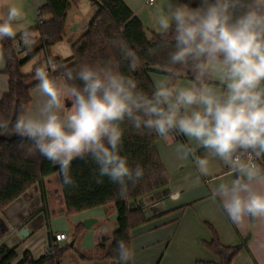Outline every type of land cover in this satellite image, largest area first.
Here are the masks:
<instances>
[{
	"label": "clouds",
	"instance_id": "1",
	"mask_svg": "<svg viewBox=\"0 0 264 264\" xmlns=\"http://www.w3.org/2000/svg\"><path fill=\"white\" fill-rule=\"evenodd\" d=\"M23 19L22 8L6 6L0 40L15 39L19 32L30 47L31 33L19 23ZM156 20L161 37L171 35L173 50L165 66L168 78L156 80L151 95L111 66L64 68L56 78L48 69L56 72L58 66L49 61L35 68L33 109L14 123L0 120V130L31 141L28 155L39 153L58 165L66 186H75L72 161L90 157L98 166L97 183L107 177L121 197L144 177L139 164L133 168L121 155V125L166 139L183 135L189 143L177 146L179 159L191 156L200 176L212 175L209 156L218 157L234 176L211 189L212 200L219 199L228 217L237 223L264 218V165L257 162L264 160V0H200L196 7L167 0ZM112 44L130 69L140 66L126 42ZM182 70L192 73L188 86L173 84ZM117 247L120 264H128L132 249L123 241Z\"/></svg>",
	"mask_w": 264,
	"mask_h": 264
},
{
	"label": "trees",
	"instance_id": "2",
	"mask_svg": "<svg viewBox=\"0 0 264 264\" xmlns=\"http://www.w3.org/2000/svg\"><path fill=\"white\" fill-rule=\"evenodd\" d=\"M82 1L45 0L39 15L47 19L30 31L36 42L31 43L35 46L34 50L29 49L25 59L20 56L27 49L18 52L15 48L14 43L18 38L0 40L6 74L9 77V92L0 101V120L14 123L19 114L29 110L32 102L31 92L38 84L35 68L42 67V64H37L30 75H24L22 70L41 54L45 56L46 61L58 66L56 72L49 73L50 76L60 78L64 68L75 70L84 64L111 66L135 80L138 90L148 95H151L154 88L151 79L153 72L169 75L165 66L168 64L169 53L173 50L171 35L166 38H162L161 34L149 36L142 21L124 0H90L96 7V15L88 30L71 43L72 57L69 60L53 57L52 48L67 40L69 13ZM180 2L196 7L200 0ZM113 40H123L136 51L140 59L137 69H130L127 62L121 59V52L118 47L113 46ZM182 79L193 81L192 73L182 70L181 75L173 79V84ZM75 83L79 85L81 82L77 80ZM121 128L124 130L121 155L128 158L131 167L139 164L144 169V177L135 186L129 184L127 194L123 197L119 195V186L107 177L102 178V183H97L98 166L90 157L72 161L70 174L75 180V186H66L63 184L58 165L39 153L28 155L27 149L31 141L0 130V212H5L34 186H42L48 179L57 177L63 195L65 216L114 205L118 216V231L111 236L98 238L97 248L105 253L104 259L113 264H120L117 255L118 242L123 241L132 249L131 232L148 223L145 211L136 204L145 197L166 190L171 181L159 152L160 136L155 133L137 134L127 122L122 124ZM178 138L183 144H187L183 135H178ZM197 155L203 157L204 149L197 151ZM210 157L212 156L208 158ZM132 203L136 205L133 209L130 208ZM82 231H85L82 225L76 227L75 236L80 235ZM212 232L213 239L210 243H205L206 248L219 258L217 264H232L240 251L236 247L223 246L217 233L214 230ZM53 242L50 238V250L47 255L35 259L26 251L20 262L16 249L0 245V264H62L65 254L72 247L60 248ZM128 264H132V258Z\"/></svg>",
	"mask_w": 264,
	"mask_h": 264
},
{
	"label": "crops",
	"instance_id": "3",
	"mask_svg": "<svg viewBox=\"0 0 264 264\" xmlns=\"http://www.w3.org/2000/svg\"><path fill=\"white\" fill-rule=\"evenodd\" d=\"M134 14L142 21L149 36L159 35V26L156 17L164 10L167 0H157L154 4H147L146 0H124ZM45 0H0V15L6 13V6L15 5L22 8L24 19L19 23L29 32L39 26V11ZM96 9L90 0H83L74 15L67 20L68 37L65 42L57 44L51 50V55L69 60L72 57L71 43L78 40L83 32H71V27L85 21L91 22L90 14ZM47 18H45L46 20ZM18 32L15 39L20 38ZM72 38V42L68 40ZM32 42L36 41L31 37ZM33 46H26L24 54ZM23 54V55H24ZM34 64L29 75L39 63L45 66L48 61L44 55L33 59ZM32 60V61H33ZM27 68V67H26ZM26 68L24 71H26ZM166 75L153 72L151 75ZM167 76V75H166ZM152 77V76H151ZM153 82L157 79L154 77ZM192 81L180 80L178 86H188ZM9 92V77L6 74V63L0 49V101ZM32 110L36 99V88L31 92ZM65 107L70 108L71 102L65 101ZM187 141V138L184 137ZM187 143H189L187 141ZM183 144L178 136L175 139H166L160 136L159 152L161 159L171 175L169 187L154 195L145 197L136 204L146 213L148 223L131 232L132 237V264H198L219 263V258L210 252L205 243L213 239L214 230L225 247H235L250 236V245H244L242 251L233 260L232 264H264V218L246 217L242 222H233L224 211L219 199L211 198V189L220 182H227L234 178L218 157H210L212 175L200 176L191 156L187 160L179 159L177 146ZM195 147V143L192 145ZM202 148H198L197 151ZM199 177V184L195 181ZM178 193V195H174ZM64 200L59 189V179L52 177L42 186H34L15 204L5 212H0V245L16 249L19 261L24 252L28 251L35 259L45 256L49 252L50 238L56 235H68L63 230L73 225L63 215ZM73 222H82L94 219L99 225L86 230L82 239L76 242L75 238L70 247L77 246L78 258L68 264H113L104 259L105 253L97 248L98 238L111 236L118 231L117 212L114 205H108L92 210V213L76 215ZM87 241V243H86ZM62 243H58L60 246ZM54 243V242H53ZM247 248V250H246ZM91 255L87 258L85 255ZM244 263H239L240 256Z\"/></svg>",
	"mask_w": 264,
	"mask_h": 264
},
{
	"label": "rangeland",
	"instance_id": "4",
	"mask_svg": "<svg viewBox=\"0 0 264 264\" xmlns=\"http://www.w3.org/2000/svg\"><path fill=\"white\" fill-rule=\"evenodd\" d=\"M74 11H72L71 13H70V17H72L73 15H74ZM95 15H96V9L94 8V10L91 12V14H90V20H92L94 17H95ZM34 47L35 46H32L31 48H30V51H33L34 50ZM21 59H25L27 56H26V54H22L21 56ZM33 64H34V60L33 61H31V62H29L25 67H24V70H25V68H26V71H24V70H22V73H25V72H29L30 71V69L33 67ZM33 72V71H32ZM31 72V73H32ZM26 75V74H25ZM30 75V74H29ZM152 77H151V79H153L154 77H156L157 79H159V80H165V79H167L168 78V76H166V75H157V74H153V75H151ZM152 82H153V80H152ZM180 83V80L179 81H177L174 85H178ZM153 84H154V82H153ZM159 145V144H158ZM170 174V173H169ZM171 176V175H170ZM94 210V209H93ZM84 213H87V214H89V213H92V210H89V211H86V212H84ZM80 214H83V213H80ZM76 215H79V214H75V215H69V216H65V219H67L72 225H73V228H76V227H78V226H80V224H81V221L79 220L78 222H77V225H76V222H73V220L75 219L74 217L76 216ZM252 218V217H251ZM75 221H76V219H75ZM83 223V222H82ZM73 228H71L69 225H68V228H66V230H63V231H61V232H64L65 234H67L68 235V241L67 242H64L62 245H60L59 247L60 248H65V247H70V245L73 243V241H74V239L76 238V242H79L81 239H82V234L84 233H87V232H85V231H82V233L80 234V235H78V236H75V238L73 237V233H74V229ZM73 232V233H72ZM249 237V235L247 236V237H245L244 239H243V241L245 240V239H247ZM86 243H87V241H86ZM250 239L248 240V242L245 244V245H247L248 247H249V245H250ZM241 244V243H240ZM240 244H238V245H235V247L237 248ZM77 246H75V247H73V248H69V250L67 251V253L65 254V256H64V258H63V260H62V264H68V263H70V262H73V258H78V255H77ZM243 249H241V250H239L240 252L242 251ZM246 250H247V248H246ZM239 252V253H240ZM246 251L244 250V251H242V255L245 253ZM242 255L240 256V259H239V263H244L243 262V259H242ZM87 258H91L92 257V254L89 256V255H85ZM89 264H94L93 263V261L92 262H89Z\"/></svg>",
	"mask_w": 264,
	"mask_h": 264
},
{
	"label": "water",
	"instance_id": "5",
	"mask_svg": "<svg viewBox=\"0 0 264 264\" xmlns=\"http://www.w3.org/2000/svg\"><path fill=\"white\" fill-rule=\"evenodd\" d=\"M90 25V22H83V23H78V24H75L71 27V32H77V31H82V32H86L88 30V27ZM69 43L72 42V38L68 40ZM261 164L264 165V160H261ZM15 204V203H14ZM136 205L135 204H131L130 205V208L133 209L135 208ZM255 218H253L254 220ZM99 225V221L97 220H94V219H89V220H86L82 223V226L86 229V230H91L92 228L96 227ZM250 239V236L245 239L238 247L237 249L238 250H241L244 248V245L248 242V240Z\"/></svg>",
	"mask_w": 264,
	"mask_h": 264
},
{
	"label": "built area",
	"instance_id": "6",
	"mask_svg": "<svg viewBox=\"0 0 264 264\" xmlns=\"http://www.w3.org/2000/svg\"><path fill=\"white\" fill-rule=\"evenodd\" d=\"M157 0H146V3L147 4H154ZM45 16H41L40 17V21H39V26L42 25V23L45 21ZM15 48L18 50V52H23L25 47L27 45L24 44L23 40L20 38H18L16 41H15ZM54 64V63H53ZM48 65V63L46 64ZM45 65V66H46ZM49 70V73L51 72V68L48 69ZM258 163H261V160L257 161ZM67 240V237L66 235H56L55 236V239H54V245H57L58 243H62L64 241ZM49 253V252H48Z\"/></svg>",
	"mask_w": 264,
	"mask_h": 264
}]
</instances>
